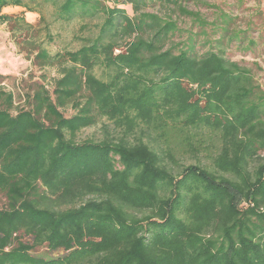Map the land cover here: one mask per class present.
<instances>
[{"label": "trees", "instance_id": "obj_1", "mask_svg": "<svg viewBox=\"0 0 264 264\" xmlns=\"http://www.w3.org/2000/svg\"><path fill=\"white\" fill-rule=\"evenodd\" d=\"M253 1L0 0V24L5 9L50 6L89 31L51 54L24 17L11 26L57 76L0 86V264H264V94L222 50L254 29L264 38ZM181 20L218 47L194 54L188 31L183 49L166 48ZM99 119L114 135L75 141ZM179 154L210 166L174 172Z\"/></svg>", "mask_w": 264, "mask_h": 264}, {"label": "rangeland", "instance_id": "obj_2", "mask_svg": "<svg viewBox=\"0 0 264 264\" xmlns=\"http://www.w3.org/2000/svg\"><path fill=\"white\" fill-rule=\"evenodd\" d=\"M216 4L222 6L225 3L231 2V0H214ZM253 0H248L246 7L254 6ZM123 8L128 16H132V11L129 6H123ZM262 9L264 10V0L262 1ZM52 8L50 6L44 7L35 13L25 12L24 9L15 7L8 8L2 11L3 14L12 16L10 23L0 24V86H3L6 90L16 91L21 90L17 86L18 81H23V86H27L32 82L45 81L48 83L52 78L57 76V68H47L39 69L33 64L32 59L34 52L31 47H22L18 42H21L22 36L25 33L22 31H11L12 24L18 20L20 17H24V20L33 26L32 36L34 37L35 43L43 42V47L48 50L49 53L53 54L59 51L65 50H75L82 43L81 37H86L89 31H81L79 25L76 21L64 23L57 22L52 17ZM201 13L206 15L210 20L212 18L211 13L205 9H201ZM246 13V12H245ZM44 18L43 22L39 23V17ZM264 23V14L261 20L255 19V24L260 25ZM244 22H239L240 26H244ZM181 32L176 33L171 37L170 42L166 45L167 47L172 46L173 51L176 52L179 49H183L188 41L187 35L188 31L197 35L194 41L193 52L196 55H201L205 53L208 49L216 48L217 46V35L212 32H207L208 35H204L195 26H192L189 21L184 20L179 23ZM47 29V32H46ZM46 33L49 34L50 39L44 40ZM18 41H15V38ZM25 39H31V37L25 36ZM254 29L246 35V39L238 45L237 43H232L229 46L222 47L224 51V56L226 59L238 63L240 67L246 68L250 71L253 77L254 84L259 87V90L264 94V41ZM205 40H208L206 42ZM252 40L253 45H249ZM120 50L116 49L114 53H118ZM95 73L97 76L102 77L104 75L103 71L96 69ZM72 114L71 110H66L64 115L66 117ZM106 126L108 132L115 133L113 125L107 122L105 119H99L96 125L86 128L76 134L75 141L80 142L86 139L100 140L105 136L103 127ZM114 135V134H113ZM213 140V138H210ZM214 142V141H212ZM211 142V143H212ZM264 154L260 153V157ZM177 164L171 166L174 172L180 170L182 166L196 164L197 162L210 166L207 158L204 155H199L197 160L190 155H176ZM5 205V198L0 194V209ZM22 241H28L27 238H22ZM36 254L46 255L49 257H54L61 255V252L48 253L46 248H39Z\"/></svg>", "mask_w": 264, "mask_h": 264}]
</instances>
